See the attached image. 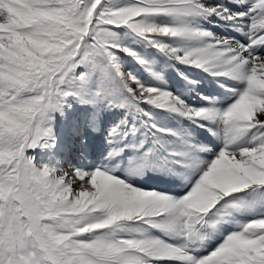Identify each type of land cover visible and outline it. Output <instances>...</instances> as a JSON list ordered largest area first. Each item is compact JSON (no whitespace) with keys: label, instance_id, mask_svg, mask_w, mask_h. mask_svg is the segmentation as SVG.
<instances>
[{"label":"snow or ice","instance_id":"obj_1","mask_svg":"<svg viewBox=\"0 0 264 264\" xmlns=\"http://www.w3.org/2000/svg\"><path fill=\"white\" fill-rule=\"evenodd\" d=\"M0 264H264V0H0Z\"/></svg>","mask_w":264,"mask_h":264},{"label":"rangeland","instance_id":"obj_2","mask_svg":"<svg viewBox=\"0 0 264 264\" xmlns=\"http://www.w3.org/2000/svg\"><path fill=\"white\" fill-rule=\"evenodd\" d=\"M75 153H73L72 157H71V163H69L68 161H62V167L65 170H70L72 165L76 164V160H75ZM148 183H155L153 181H149Z\"/></svg>","mask_w":264,"mask_h":264}]
</instances>
